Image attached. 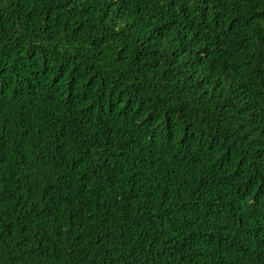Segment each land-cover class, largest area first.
Segmentation results:
<instances>
[{
    "label": "trees",
    "instance_id": "1",
    "mask_svg": "<svg viewBox=\"0 0 264 264\" xmlns=\"http://www.w3.org/2000/svg\"><path fill=\"white\" fill-rule=\"evenodd\" d=\"M0 264H264V0H0Z\"/></svg>",
    "mask_w": 264,
    "mask_h": 264
}]
</instances>
